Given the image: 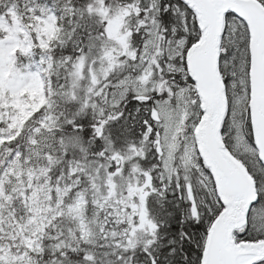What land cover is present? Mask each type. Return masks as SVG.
Returning a JSON list of instances; mask_svg holds the SVG:
<instances>
[{
	"label": "snow or ice",
	"instance_id": "6c2138e0",
	"mask_svg": "<svg viewBox=\"0 0 264 264\" xmlns=\"http://www.w3.org/2000/svg\"><path fill=\"white\" fill-rule=\"evenodd\" d=\"M0 264H264V0H0Z\"/></svg>",
	"mask_w": 264,
	"mask_h": 264
}]
</instances>
